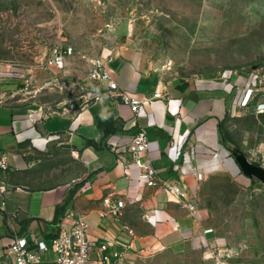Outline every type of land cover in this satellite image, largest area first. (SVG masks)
Wrapping results in <instances>:
<instances>
[{
    "label": "crops",
    "instance_id": "1",
    "mask_svg": "<svg viewBox=\"0 0 264 264\" xmlns=\"http://www.w3.org/2000/svg\"><path fill=\"white\" fill-rule=\"evenodd\" d=\"M135 27L134 23L122 25L117 44L100 54H113L110 66L121 89L140 98L156 91L162 94L143 102L137 114L116 93L100 99L91 93L52 113L42 104L0 101V152L6 154L10 167L2 173L7 190L0 191L4 201L0 208V264H15L8 250L19 236H26L30 243L44 240L49 249L36 264H55L52 240L62 225L68 226L78 215L88 222L93 244L88 264H113L112 256L104 260L100 255L103 243L108 245L106 254L121 252L129 264H140L153 254L182 257L194 252L204 254L203 264H216L218 251L228 249L225 238L209 225L198 198L210 175L253 179L243 173L232 141L221 127L253 100L255 107L262 102L261 93L252 91L258 81L230 74L165 77L151 67ZM90 59L68 56L56 67L57 77L81 80L84 86ZM140 128L149 140L144 157L152 161L160 179L185 185L187 193L181 202L160 184L145 185L139 168L134 163L126 166L113 151L114 146H129ZM125 157L130 158L128 153ZM72 162L80 163L82 175L69 173ZM197 172L203 174L202 180L197 179ZM120 199L124 207L114 214L110 209ZM191 203H195V211L189 208ZM208 228L213 231L205 232Z\"/></svg>",
    "mask_w": 264,
    "mask_h": 264
},
{
    "label": "rangeland",
    "instance_id": "2",
    "mask_svg": "<svg viewBox=\"0 0 264 264\" xmlns=\"http://www.w3.org/2000/svg\"><path fill=\"white\" fill-rule=\"evenodd\" d=\"M129 23L136 24L151 67L165 77L264 74V0H0V101L63 110L85 89L59 83L58 68L45 64L52 50L71 45L78 59L93 58L116 45L120 27ZM253 104L227 118L224 128L234 151L264 166V113ZM68 169L73 176L84 173L77 162ZM198 200L209 225L227 241L229 260L264 264V183L210 175ZM203 259L199 252L153 254L140 264Z\"/></svg>",
    "mask_w": 264,
    "mask_h": 264
},
{
    "label": "built area",
    "instance_id": "3",
    "mask_svg": "<svg viewBox=\"0 0 264 264\" xmlns=\"http://www.w3.org/2000/svg\"><path fill=\"white\" fill-rule=\"evenodd\" d=\"M75 48L71 45H58L46 59V66L48 68L57 67L61 65L68 56L75 54ZM86 54H83L84 58ZM114 56L112 53L99 54L90 59V67L83 79L86 84L82 86L86 91L82 93L80 98H88V95L93 93V97L100 99L104 95L116 93L121 98V101L129 105L132 111L137 114L140 106L145 101H151L155 98L162 97V94L156 91L151 97L140 98L127 90L121 89L115 79L113 70L111 69V62ZM258 85L252 88L253 92H260L263 100L256 106L258 113L264 112V74H255ZM59 83L63 86L77 87L81 84V80L69 81L65 78L59 79ZM242 103H245V101ZM247 105V104H246ZM149 148V140L144 128L134 134L132 142L124 149H119L114 146L113 151L117 158L129 165L134 163L139 168L140 180L149 187L161 185V187L177 201H182L186 196V187L180 181H171L169 179L162 180L159 177L156 167L150 159L144 157ZM128 153L130 158H126ZM126 165V166H127ZM9 162L4 152H0V191L4 194L7 190V185L2 179V173L8 170ZM198 180L203 179V174L195 173ZM3 197L0 196V208L3 207ZM124 207V201L118 200L117 204L113 206L110 211L118 214L121 208ZM192 211L196 210L195 203L189 204ZM61 232L52 240V249L55 254V264H88L89 254L93 248L92 242L88 237V222L83 215L74 216L72 222L68 225L61 226ZM213 228L206 229L205 232H212ZM132 233V230H129ZM35 251L31 250V247ZM108 248L106 243L100 246V255L104 260H110L111 256L114 258L113 264H129L125 256L121 252H113L112 255L106 254L105 250ZM49 249L44 240H37L35 243H30L26 236L16 237L9 245L8 253L14 258L15 264H36L43 259V252ZM219 264H256L254 262L231 261L232 252L228 249L225 251H218Z\"/></svg>",
    "mask_w": 264,
    "mask_h": 264
},
{
    "label": "water",
    "instance_id": "4",
    "mask_svg": "<svg viewBox=\"0 0 264 264\" xmlns=\"http://www.w3.org/2000/svg\"><path fill=\"white\" fill-rule=\"evenodd\" d=\"M233 153L245 175L264 183V166L251 162L243 153L234 150Z\"/></svg>",
    "mask_w": 264,
    "mask_h": 264
},
{
    "label": "trees",
    "instance_id": "5",
    "mask_svg": "<svg viewBox=\"0 0 264 264\" xmlns=\"http://www.w3.org/2000/svg\"><path fill=\"white\" fill-rule=\"evenodd\" d=\"M99 125H105V123H103L102 121H99ZM221 130H222L223 135L228 139L229 135H228L227 131L222 127H221Z\"/></svg>",
    "mask_w": 264,
    "mask_h": 264
}]
</instances>
